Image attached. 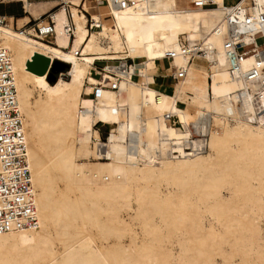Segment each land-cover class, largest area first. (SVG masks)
Listing matches in <instances>:
<instances>
[{"label":"bare ground","instance_id":"obj_1","mask_svg":"<svg viewBox=\"0 0 264 264\" xmlns=\"http://www.w3.org/2000/svg\"><path fill=\"white\" fill-rule=\"evenodd\" d=\"M56 1L20 28L0 14L38 216L0 233V264H264V84L246 77L264 62V0H97L94 13ZM47 13L50 42L29 26ZM236 44L247 55L232 71ZM38 54L44 72L30 68ZM169 54L166 73L184 71L171 92L154 77ZM56 60L71 70L52 83Z\"/></svg>","mask_w":264,"mask_h":264},{"label":"built area","instance_id":"obj_2","mask_svg":"<svg viewBox=\"0 0 264 264\" xmlns=\"http://www.w3.org/2000/svg\"><path fill=\"white\" fill-rule=\"evenodd\" d=\"M12 2L16 1L0 0V4ZM17 2L21 3V7L24 8L22 2ZM114 2L116 1L113 0V3ZM105 3L110 6L109 0H105ZM86 13L88 14V12ZM88 15L90 28L93 30L100 28V26L93 22L91 14ZM46 17L48 18V22L43 24V26H41L37 20L31 22L29 26H32L38 35H45L47 37L46 41L50 42L51 37L56 35V21L52 14H47ZM70 19L72 22L71 25L68 26V30L71 34H74L75 25L72 16ZM259 31L262 32V35L264 34L263 30L259 29ZM231 38H234V35ZM235 53H237V55ZM227 54L231 62V70L234 71L240 68L241 65H239V61L247 55V52L243 46L236 44L233 51H227ZM172 57L173 55H167V60H170ZM235 58L239 59L238 64L235 63ZM100 62H102L101 59H96L92 68V73L97 77L99 75L101 76L102 72L106 69V65H97ZM120 62L121 61L118 60L119 65H121ZM139 62H141L140 59L138 60V63ZM135 63L134 59H129L127 64L130 67ZM66 64L68 65L67 70L60 72L59 76L70 72L71 66L69 63ZM183 72L184 71H181L179 76H175L174 74L166 75L171 76L174 81H178L179 78L184 77ZM112 75L116 76L117 80L122 79L121 76L115 73ZM252 75L255 77L262 75L264 84V62L258 67H252L247 71L246 77H248V79H251L253 77ZM132 78L134 80H139L140 74L133 73ZM94 87L95 92L89 95L95 99L99 96L101 84H95ZM110 87L114 90L117 89L116 84ZM169 118L171 122L175 123L176 120L173 121L176 119L175 116H170ZM100 123L101 122L98 124ZM16 163L22 166L23 173L17 172V170L13 168ZM35 197V190L33 188L28 164V148L23 130V120L18 106L13 62L9 50L0 48V233L27 229L38 224Z\"/></svg>","mask_w":264,"mask_h":264},{"label":"rangeland","instance_id":"obj_3","mask_svg":"<svg viewBox=\"0 0 264 264\" xmlns=\"http://www.w3.org/2000/svg\"><path fill=\"white\" fill-rule=\"evenodd\" d=\"M33 2L34 1H37V0H32ZM91 1H94V0H89V5H95V4H97L98 5V2H97V0H95V2H91ZM235 1H237V0H226V3L227 4H231V3H234ZM34 3H36V2H34ZM39 6H41V4H38V6L37 5H35V6H33L32 8H31V10L29 11L30 13H28V14H24V10H23V8L21 7V3H19V2H12V3H8V4H0V14L1 13H7V15H12L13 17L14 16H16V17H14V19L13 20H11L12 22H13V25H14V27H16V28H20V27H24L25 26V24H27L28 22H27V20H25L26 19V16H28V17H30V20H31V18H32V15L31 14H33L34 12H35V10L39 7ZM98 10V9H97ZM93 13L95 12V10H91ZM13 13V14H12ZM16 14H18V16L16 15ZM39 16V15H38ZM104 20L106 21V20H108V18H104ZM138 61V60H137ZM98 66H102V65H104V62H100V63H98L97 64ZM159 65H160V68L162 69H164L163 71L164 72H162V73H160L159 72V74H165V76L164 77H162V76H160V77H158V80H157V83H161V82H164L165 83V85H167V84H169V87H166L165 88V90L167 91V92H171L172 91V87H173V83H174V81L172 80V77L171 76H167L166 74V69L168 68V66H169V61L166 59V60H163V61H161V62H159ZM63 65L62 64H57L56 65V70H60V69H63ZM59 76V75H58ZM97 77V76H96ZM99 78L101 77L100 75L98 76ZM51 79H53V77H51ZM159 81V82H158ZM176 81V80H175ZM160 85V84H159ZM156 87H158V85L156 86ZM165 87V86H164ZM164 87L162 86V87H160L161 89H164ZM180 106H185V104H183V103H180ZM176 120V122L175 123H173V124H175V125H177V126H180V124L178 123V121H177V119H174L173 121H175ZM98 128H99V130H100V132H101V135H102V139L103 140H105V138H106V135H107V132L109 131V128H110V125H106V124H103V123H100V124H98ZM91 160H92V158H91ZM90 160V161H91ZM92 162H94V160H92L91 161V163ZM116 179V178H115ZM112 180V177L111 176H108V179L106 178V180H104V179H102V180H98V181H100V182H103V183H108L109 181H111ZM127 217V216H126ZM263 228H264V223H263Z\"/></svg>","mask_w":264,"mask_h":264},{"label":"crops","instance_id":"obj_4","mask_svg":"<svg viewBox=\"0 0 264 264\" xmlns=\"http://www.w3.org/2000/svg\"><path fill=\"white\" fill-rule=\"evenodd\" d=\"M239 0H237V1H235L234 3H231V4H235V3H237ZM34 2H37V3H40L41 4V6H39L36 10H35V12L33 13V14H31L32 16H34V17H37L38 15H40V16H42L43 14H45L47 11H49L50 9H54L53 7L54 6H56V5H58L59 4V2H57L56 0H37V1H34ZM87 2H88V5H89V0H87ZM92 2H94V1H92ZM225 3H226V0H225ZM227 4V3H226ZM228 5H230V4H228ZM89 8H90V13H93L92 11H91V9H94L95 10V12H97V9H98V5L97 4H95V5H89ZM50 12H51V10H50ZM49 13V12H48ZM47 13V14H48ZM34 19V18H33ZM161 61H163V60H160V61H158V62H161ZM164 69L162 68H160L159 67V69H158V71H157V73L155 74V81H156V84L159 86V87H164V88H166V87H169V84H167V85H165V83L164 82H161V83H157V80H158V77H160V76H162V77H164L165 76V74H159V72L160 73H162V72H164L163 71ZM159 82V81H158ZM160 84V85H159Z\"/></svg>","mask_w":264,"mask_h":264},{"label":"water","instance_id":"obj_5","mask_svg":"<svg viewBox=\"0 0 264 264\" xmlns=\"http://www.w3.org/2000/svg\"><path fill=\"white\" fill-rule=\"evenodd\" d=\"M59 63L62 64L64 67H67L68 66L66 63H63V62L58 61V60H56L54 62L55 65H57ZM48 64H49L48 63V58H46L45 56H42V55L38 54L34 58V61H31L29 65H30V68L33 69V70H35V71L44 72L48 68ZM50 76L53 77V79H51V81L54 82L56 80V77L53 74H51V73H50Z\"/></svg>","mask_w":264,"mask_h":264},{"label":"trees","instance_id":"obj_6","mask_svg":"<svg viewBox=\"0 0 264 264\" xmlns=\"http://www.w3.org/2000/svg\"><path fill=\"white\" fill-rule=\"evenodd\" d=\"M13 14V13H12ZM18 16V14H16ZM68 67H63V69L60 70H56V67H54L53 69H51L50 73L53 74L56 78L58 77L60 72H64L67 70ZM52 82V81H51ZM53 83V82H52Z\"/></svg>","mask_w":264,"mask_h":264}]
</instances>
